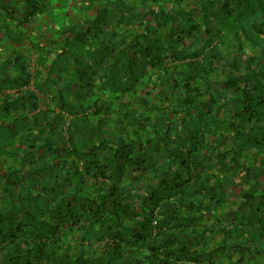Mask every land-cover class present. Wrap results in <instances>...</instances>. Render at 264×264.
I'll use <instances>...</instances> for the list:
<instances>
[{"label": "trees", "instance_id": "obj_1", "mask_svg": "<svg viewBox=\"0 0 264 264\" xmlns=\"http://www.w3.org/2000/svg\"><path fill=\"white\" fill-rule=\"evenodd\" d=\"M0 264H264V0H0Z\"/></svg>", "mask_w": 264, "mask_h": 264}, {"label": "rangeland", "instance_id": "obj_2", "mask_svg": "<svg viewBox=\"0 0 264 264\" xmlns=\"http://www.w3.org/2000/svg\"><path fill=\"white\" fill-rule=\"evenodd\" d=\"M55 9L52 11V12H55V11H58L59 8L58 7H54ZM39 16H37V19H38ZM61 17V16H60Z\"/></svg>", "mask_w": 264, "mask_h": 264}, {"label": "crops", "instance_id": "obj_3", "mask_svg": "<svg viewBox=\"0 0 264 264\" xmlns=\"http://www.w3.org/2000/svg\"><path fill=\"white\" fill-rule=\"evenodd\" d=\"M55 9V8H54ZM45 18V17H44ZM44 22H47V19L45 20V19H42Z\"/></svg>", "mask_w": 264, "mask_h": 264}]
</instances>
